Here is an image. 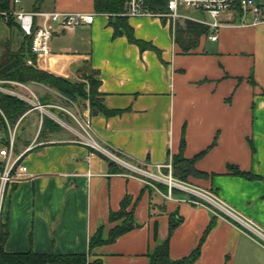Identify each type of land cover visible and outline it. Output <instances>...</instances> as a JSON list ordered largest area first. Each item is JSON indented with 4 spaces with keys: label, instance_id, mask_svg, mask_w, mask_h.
Here are the masks:
<instances>
[{
    "label": "crops",
    "instance_id": "crops-1",
    "mask_svg": "<svg viewBox=\"0 0 264 264\" xmlns=\"http://www.w3.org/2000/svg\"><path fill=\"white\" fill-rule=\"evenodd\" d=\"M13 7L96 14L92 25L74 33L56 31L51 55L37 59V65L77 83L83 75L96 72L103 105L118 114L91 116L89 103L82 108L78 101L39 84L12 88L30 100L29 94L55 92L56 102H47L46 107L59 111L60 117L51 110L31 109L22 120L33 116L28 132L17 138L16 150L33 146L25 164L34 179L9 191L7 253L89 254L90 240L99 228H104L107 239L110 230L122 223L109 219L126 196L133 199L139 227L114 244L97 248L91 261L151 264L149 255L169 237L173 213L181 219L170 240L173 261L197 249L213 219L215 226L195 264H239L242 253L246 257L250 250L264 251L249 226L264 233V22L235 26L227 14L217 33L208 27L210 33L201 38L198 48L185 53L176 42V31L164 21L129 18L135 39L152 46L142 51L129 42L124 30L115 37L110 17L95 12L94 0H21ZM7 28L10 33L0 38V44L14 37L23 40L19 27ZM16 30L19 34L13 35ZM214 34L217 41L210 40ZM47 111L70 130L59 127L41 135L44 116L51 118ZM182 138L188 159L216 141L196 164L211 178L193 179L192 186L230 212L181 190L169 201L164 197L168 188H155L126 167L167 174L165 166L179 153ZM229 165L255 178L232 175Z\"/></svg>",
    "mask_w": 264,
    "mask_h": 264
},
{
    "label": "trees",
    "instance_id": "trees-1",
    "mask_svg": "<svg viewBox=\"0 0 264 264\" xmlns=\"http://www.w3.org/2000/svg\"><path fill=\"white\" fill-rule=\"evenodd\" d=\"M149 9L153 12H164L167 9L165 0H146ZM128 0H94V8L97 14L108 15L110 17V25L115 30V37L122 34L124 30L127 34L129 42L136 44L142 51L152 49L151 45L137 40L134 37L133 30L128 25V17L123 16L127 10ZM15 1L0 0V13L10 12L15 10ZM11 29H17L18 25L14 20L6 23ZM210 30L207 26L185 22L178 23L175 33L177 44L183 52L188 53L198 48L200 40L203 36H208ZM22 43L18 52H12L11 41L0 44V48H5V57L0 61V81H9L23 84H39L47 86L55 90L61 96L71 102H77L78 99L87 100L90 104L91 116L103 114L105 116H113L118 112L108 110L101 99L99 92L100 81L94 76L96 72H91L92 75H84V79L89 82L88 87L77 82L58 77L54 74L46 72L38 68L37 57L31 51V39L22 37ZM153 50L157 51L153 48ZM31 60L33 65H28L27 61ZM48 101H41L43 106H46ZM33 107L26 101L12 95H7L0 92V145L7 146L9 144V132L7 122L11 126H15L17 122L27 114ZM59 126L48 116H44L41 135L48 130H56ZM216 146V141L193 158H186L184 155L186 141L182 138L179 153L172 158V175L174 179L183 182L194 179H209L212 175L202 172L196 168L199 160L204 158L210 150ZM111 166L123 170L115 163L111 162ZM228 171L235 176H246L249 179H254L253 175L242 172L238 167L229 165ZM169 171L167 170L166 173ZM164 186V185H163ZM159 186L161 190L168 188L167 186ZM150 188V187H149ZM176 190H173V193ZM166 199H164V202ZM133 199L126 196L121 204V209L116 213H111L110 222L122 223L110 230L108 238L104 237V228L101 227L92 236L89 244V254H73V255H56V254H37L33 251L27 253L10 254L5 251V244L9 237L8 224H3L0 229V264H104L101 259L90 260L93 252L102 246L111 245L117 242L119 238L139 227L134 221V206ZM165 206V203H163ZM160 208H164L163 206ZM181 223V219L175 213L169 217V237L163 243H159L153 252L149 255L151 264H195L200 257L201 247L205 242L207 235L215 226L213 219L203 236L197 249L187 258L173 261L170 257V240ZM154 239L157 240V227L154 230Z\"/></svg>",
    "mask_w": 264,
    "mask_h": 264
},
{
    "label": "built area",
    "instance_id": "built-area-1",
    "mask_svg": "<svg viewBox=\"0 0 264 264\" xmlns=\"http://www.w3.org/2000/svg\"><path fill=\"white\" fill-rule=\"evenodd\" d=\"M167 9L164 12H153L149 9L146 0H128L127 10L123 14L128 18H154L164 21L174 32L177 24L181 22H193L205 25L215 33L223 27L221 19L227 14H239L243 17L244 22L250 25H258L264 22V4H259L255 0H165ZM21 3V0H15V5ZM185 10H193L200 13L208 14L213 21L203 22L196 18L184 14ZM0 17L7 23L14 20L24 37L31 39V51L36 55L37 59L51 55V41L56 31H65L74 33L79 27L84 25H92L95 21L96 14L83 13H60L33 11L29 12L23 9L13 10L10 12L0 13ZM216 34L210 37L211 41H217ZM28 65H33L31 60L27 61ZM11 83L18 88H26L25 85L16 82L0 81V92L16 96L28 102L34 109L44 113L47 109L43 106L35 96V101L26 98L11 89L6 88L3 84ZM24 116L12 127L8 121L9 144L7 146L0 145V229L5 224V206L7 195L14 186L26 181L34 179L29 173V169L25 164V156L33 149L28 147L23 152H17V131ZM89 127V122H87ZM164 167V166H163ZM162 166L159 167L161 170ZM168 173L161 176L152 175L156 179L164 180L168 187L169 193L164 197L172 201L173 190H181L191 193L195 196H202L210 199L212 202L220 206L223 210L229 211L225 204L214 200L212 195L199 190L198 188L178 182L172 175V162L165 166ZM154 186L153 184H150ZM155 187V186H154ZM156 188V187H155ZM214 198V197H213ZM230 212V211H229ZM264 239V233L249 224Z\"/></svg>",
    "mask_w": 264,
    "mask_h": 264
},
{
    "label": "rangeland",
    "instance_id": "rangeland-1",
    "mask_svg": "<svg viewBox=\"0 0 264 264\" xmlns=\"http://www.w3.org/2000/svg\"><path fill=\"white\" fill-rule=\"evenodd\" d=\"M257 3H259V4H264V0H255ZM184 14H186V15H188V16H190V17H193V18H196V19H198V20H200V21H203V22H212L213 21V19L208 15V14H206V13H200V12H196V11H193V10H185L184 11ZM230 15V22L229 23H231L232 25H235V26H237V25H241L242 23H244V19H243V17L241 16V15H239V14H229ZM9 33H10V31L8 30V28H7V25H6V23H5V21L0 17V38H5L6 36H8L9 35ZM14 33L15 34H19V32L16 30L15 32L13 31V35H14ZM11 50H12V52H18L19 51V48H20V45H21V43H22V40L21 39H19L18 37H14V38H12L11 40ZM5 52H6V50H5V48H0V61L5 57ZM85 75H92V73L91 72H89V73H87V74H85ZM83 77H84V75H83ZM82 77V81L81 82H78V83H80V84H82V85H86L87 87H88V85H89V82L86 80V79H84ZM95 77L96 76H94V79H95ZM4 82H9V81H4ZM6 88H8V89H11L12 90V88L14 89L15 88V86L14 85H12L11 83H5V84H3ZM45 87H47V86H45ZM48 88V87H47ZM16 89V88H15ZM17 89H18V87H17ZM49 89H51V88H49ZM53 90V89H52ZM55 91V90H54ZM56 92V91H55ZM55 92L54 93H52V95H50V94H39L38 92L36 93V97H37V99H38V101L41 103V101L43 102V101H48V102H56V99L54 98V96L56 95L55 94ZM57 93V92H56ZM29 96L31 97V99H32V101H35V99H34V97H32L30 94H29ZM54 100V101H53ZM78 102L80 103V107H84V105L86 106V102L87 103H89L87 100H83V99H78ZM28 103V102H27ZM90 104V103H89ZM47 110H51L52 111V113L55 115V116H59V111H57V110H53L52 108H48ZM49 111H47V113L46 114H48L51 118H53L54 120V122L59 126V127H62V130H63V132H66L68 129L70 130V128L68 127V126H65L64 124H62L61 123V121H60V118L59 119H57V118H54V116H52V115H50V113H48ZM33 116H30V117H27L24 121H22L21 122V124H20V126L18 127V131H17V138L20 136L21 137V135H23V133L26 131V132H28V130L30 129V124H31V118H32ZM60 117V116H59ZM25 118V117H24ZM61 125H59V124ZM71 124V123H70ZM12 127H14V126H12ZM116 155V154H115ZM117 156V155H116ZM119 158H122V157H120V156H118ZM117 160V159H116ZM118 161V160H117ZM126 167H128L129 169H131V170H133V171H135L137 174H139V175H141L146 181H148L149 182V184H153L155 187H159V186H165L166 184H165V181L164 180H160V179H156V178H154L151 174L152 173H149V172H146V171H140V170H138V169H132L131 167H129V166H126ZM163 175H165V172H163ZM158 176H161V175H158ZM194 178H191L189 181H187V182H183V181H180V180H178V179H176L178 182H181V183H183V184H187V185H194V180H193ZM163 186V187H164ZM160 189V188H159ZM161 190V189H160ZM8 197H9V193H8V195H7V199H8ZM198 197H200V198H203L204 200H206V201H208L211 205H215V207H217L218 209L220 208V206H218L217 204H215L214 202H212L210 199H208V198H205V197H202V196H198ZM212 199H214L215 200V198H213V197H211ZM222 209V208H221ZM223 210V209H222ZM254 235H255V237L257 238V239H259V240H257V241H259V242H261V243H263V245H264V239H262L260 236H258L257 234H255L254 233ZM239 264H264V251H261V250H256V249H253V250H250V251H248V255L245 257V255L242 253L240 256H239Z\"/></svg>",
    "mask_w": 264,
    "mask_h": 264
},
{
    "label": "water",
    "instance_id": "water-1",
    "mask_svg": "<svg viewBox=\"0 0 264 264\" xmlns=\"http://www.w3.org/2000/svg\"><path fill=\"white\" fill-rule=\"evenodd\" d=\"M22 35H23V33H22Z\"/></svg>",
    "mask_w": 264,
    "mask_h": 264
}]
</instances>
